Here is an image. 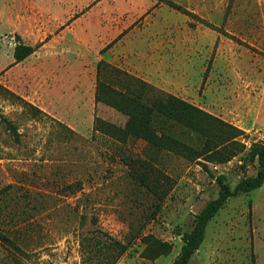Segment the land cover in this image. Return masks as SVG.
Segmentation results:
<instances>
[{"label":"rangeland","instance_id":"obj_1","mask_svg":"<svg viewBox=\"0 0 264 264\" xmlns=\"http://www.w3.org/2000/svg\"><path fill=\"white\" fill-rule=\"evenodd\" d=\"M17 42L33 47L20 62ZM100 60L236 126L245 149L189 160L99 132L127 119L94 99ZM252 143L264 0H0V264H172L215 177L255 175ZM147 235L171 250L146 253ZM187 264H264V182L225 201Z\"/></svg>","mask_w":264,"mask_h":264},{"label":"trees","instance_id":"obj_2","mask_svg":"<svg viewBox=\"0 0 264 264\" xmlns=\"http://www.w3.org/2000/svg\"><path fill=\"white\" fill-rule=\"evenodd\" d=\"M32 51L33 47L17 42L13 48L14 62L22 61ZM96 77L95 101L117 110L127 119L120 127L96 118L95 129L121 143L130 137L141 139L156 149L189 160L200 157L216 163L226 162L245 149L244 144L234 140L243 133L236 126L173 94L156 90L149 83L104 60L97 64ZM175 128L180 133L175 134ZM246 155L250 161L257 162L255 175L240 178L233 188L225 185L222 174L215 177L218 193L195 215L192 229L182 235V245L172 264L188 263L203 240L207 222L229 197L248 193L263 184L264 146L252 143ZM201 165L209 171L205 162H201ZM0 240L13 244L3 233H0ZM142 240L145 243L144 251L148 254L159 255L171 250L170 243L150 235ZM117 245L121 251L126 249V245Z\"/></svg>","mask_w":264,"mask_h":264}]
</instances>
